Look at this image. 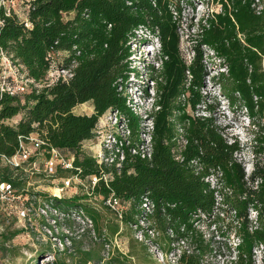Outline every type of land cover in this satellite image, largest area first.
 I'll list each match as a JSON object with an SVG mask.
<instances>
[{
	"label": "trees",
	"instance_id": "obj_1",
	"mask_svg": "<svg viewBox=\"0 0 264 264\" xmlns=\"http://www.w3.org/2000/svg\"><path fill=\"white\" fill-rule=\"evenodd\" d=\"M214 2L220 11L199 21L190 62L181 52L177 16L182 10L171 0H34L28 14L30 28L15 15L5 17L0 8V53L13 56L34 81L23 95L0 94V183L11 185L17 196L26 193L25 172L2 162L13 157L32 134H38L48 148L75 156V168L59 170L57 177L96 175L100 179L90 195L47 199L56 209L75 211L90 220L99 236L93 248H77L76 263L58 256L52 264H130L129 257L119 253L102 257L105 245L112 241L98 229L100 216L81 204L92 195L104 201L112 195L121 199L126 210L118 221L141 230L139 222L145 220L160 235L153 244L163 253L181 250L178 264H204L205 257L215 252L212 239L197 229V222L207 223L221 235L222 228L225 236L234 235L238 243L227 247L235 253L231 264H257L261 247L264 264V161L256 159L264 155V124L255 122L264 118V0ZM139 29L159 42L160 66L146 67L155 86L153 107L147 113L152 124L150 159L132 153L143 143L142 119L130 107L127 93L131 75L139 79L130 61L132 42L144 41L138 40ZM204 48L224 68L217 77L220 92L232 107L244 108L257 127L250 142L255 153L250 176L236 157L239 143L227 141L216 123L215 109L203 95L207 61L213 59ZM53 51L61 57L60 68L70 70L72 76L50 84ZM88 102L94 107L92 115L74 113ZM201 106L209 116L195 114ZM109 111H116L130 132V144L120 146L125 155L121 167L118 159L99 164L82 150ZM20 114L17 125L8 124ZM212 174L222 184L219 203L217 189L206 181ZM145 199L152 206L150 214L143 208ZM251 212L256 213L255 220ZM226 220H230L227 226ZM111 231L118 234L120 228ZM143 235L146 241L137 242L148 251L151 237Z\"/></svg>",
	"mask_w": 264,
	"mask_h": 264
},
{
	"label": "rangeland",
	"instance_id": "obj_2",
	"mask_svg": "<svg viewBox=\"0 0 264 264\" xmlns=\"http://www.w3.org/2000/svg\"><path fill=\"white\" fill-rule=\"evenodd\" d=\"M173 5H178L182 12L177 16L180 21L181 34V52L186 61L190 62L193 58V46L196 44L199 34V21L212 11H220V6L213 3V0H171ZM176 8V7H173ZM21 19L26 17L25 3H21L15 8ZM138 40L144 39L139 43L132 42L133 56L130 58L131 67L138 71L137 76L131 75L128 86V96L131 100L130 107L141 117L142 129L147 132L149 126L151 128L150 118L147 113L153 107L154 99V83L149 79L148 69L150 64L160 66V62L156 61L159 51V42L156 37L149 36L145 29H139ZM152 41H151V40ZM150 40V43H147ZM140 44V45H139ZM206 53L213 57V53L204 48ZM208 60V59H206ZM56 68L49 74L48 81L53 80L57 75V68L61 69L59 62L61 57H54ZM209 76L206 80V86L203 95L206 100L215 109V118L217 125L222 129L224 137L229 143L237 141L241 147V151L236 155L238 161L242 164L246 175L250 176L254 170L255 153L250 146L253 131L257 127L253 124L244 108L239 106L232 107L227 98L220 92L218 84V73L224 71L220 66V60L213 57L208 60ZM8 75L14 74L21 83H26L22 78V74L17 75L14 68L8 67ZM62 75H66L63 73ZM77 115H92L94 107L91 102L77 106L74 109ZM196 115L209 116L205 106H201ZM23 115L20 114L8 121V124L17 125ZM264 124L262 120L255 119V122ZM124 121H120L113 111H109L99 120L97 129L91 140L83 143V152L93 158H99L102 155L105 146L110 147L113 143L112 135L118 131L121 132L124 127ZM144 143L148 141L145 135L141 136ZM66 155L70 156L66 153ZM258 161H264V155L256 158ZM57 174L51 176L42 171L25 172L24 177L27 180L26 193L0 200V264H52L58 257L69 259V262H77L79 255L77 248L80 250H88L94 247V243L98 241V231L90 220L80 217L75 211L65 212L54 208L47 202L49 197H57L63 199H71L73 197H83L90 195L91 188L89 183L81 182L75 176L69 175L65 177H57ZM62 179H73L74 184L66 188L60 194L59 190L63 186ZM61 195V196H59ZM81 204L87 205L100 216L98 221V229L104 233L105 237L111 240V244L105 245L102 251L104 259L110 258L113 254L125 255L130 259V264H177L176 258L172 252L166 254L164 250H160L153 241L160 239V235L155 230L150 231V224L147 222L140 223V229L124 227L118 220V213L111 209L106 201L99 196H88L87 200H82ZM87 216V215H86ZM254 218V213L251 212ZM230 220L224 222L228 225ZM149 224V225H148ZM197 229L204 232L205 237L212 239L215 252L206 256L204 264H231L235 259V253H231L227 247H235L238 243L234 235L225 236L214 227H209L207 223H198ZM119 226L120 232L116 234L111 231V227ZM97 228V227H96ZM148 228V230H147ZM145 233L151 237L146 243L148 251L139 244L145 242ZM163 241V238H161ZM164 243V242H163ZM219 247V248H218ZM219 249V250H218ZM166 251V250H165ZM220 251V252H218ZM72 254L73 257L69 258ZM257 256V264L262 263L261 254Z\"/></svg>",
	"mask_w": 264,
	"mask_h": 264
},
{
	"label": "built area",
	"instance_id": "obj_3",
	"mask_svg": "<svg viewBox=\"0 0 264 264\" xmlns=\"http://www.w3.org/2000/svg\"><path fill=\"white\" fill-rule=\"evenodd\" d=\"M32 1L34 0H0V8L3 10L5 17H11L15 15L19 18L21 22H24L25 25L28 28H30L31 24L29 23L28 14L30 9V3ZM21 3H25V7H26V17L24 19H21L19 17L15 9ZM2 23L3 20L0 18V25ZM56 55L58 54H56L55 51L49 54V59L51 61V70L49 74L52 71H54V69L56 68V62L54 61V57ZM8 67L14 68L17 72V75L21 73L22 74L21 77L25 79L26 83H24L23 81L20 83L18 78L14 76V74L8 75L7 73ZM21 69L22 70L24 69L23 66L20 65L18 61H15L13 59V56L8 55L7 53L4 52L0 53V94L1 95L8 94L10 96H19L29 92L30 84L34 83V81L28 77L26 72L21 71ZM58 72L66 73V75H62L63 73L57 75L53 80L48 81L50 84L54 83L60 77L69 78L72 76L70 70L57 68V73ZM114 113L116 114V111H114ZM123 125L124 127H122L121 132L118 131L116 134L112 135L113 143H111L110 147L108 145L105 146L102 155L99 156L101 160L97 159L99 164H102L103 162L113 163L115 162L116 159H118L117 167H121V163L125 160V155L120 150V146H122L124 143L126 145L130 144V132L125 122ZM148 132H150V126L148 131L147 132L143 131L142 134L148 138V141L146 143L143 142L141 145H139L138 148H133L132 153L134 155L140 154L142 158L150 159L152 154V148H151L150 136ZM107 152L109 153V155H107ZM66 153L69 154L70 156L66 155ZM74 161H75V156L72 153L64 152L59 149H50L46 146L45 142L39 137L38 134H32L28 141L26 142L22 141L20 143V149L13 157L4 158L2 163L4 166H10L11 168H19L24 172H26L27 170L33 172L40 170L47 175L53 176L57 174L59 170H73L75 168ZM218 175L222 177L221 173H219ZM109 177L110 176L108 175L105 177V179H108ZM75 178L79 181V183L85 181L89 183V185H91L89 186L91 188L90 189L91 191L94 190V188L96 187V185L99 183L100 180L99 177L96 175L88 176L85 178L79 175H75ZM62 181H63V186L59 190L60 194L63 193L66 188H69L71 184H74L73 179H69V180L62 179ZM206 181L210 182L211 186L217 189V191L215 192L216 200L218 203L221 202L222 196L220 195L219 190L221 189L222 184L217 180L216 175L212 174L206 179ZM10 197H13V199L18 198L17 195L14 193L13 187L7 183H0V200L7 199ZM106 203L111 209L117 211L119 218L122 217L123 213L126 210V205H124L121 199L112 195L108 200H106ZM143 208L145 210V213H149V214L152 213V206L150 205V202L147 199H145ZM252 213H254L255 215V217L253 218L255 220L256 213L255 212ZM144 222L145 220L142 219L140 220L139 223H144ZM195 224H198V222ZM134 227L138 229L136 226ZM151 230L152 229H150V231ZM140 234L142 235V233ZM262 249L263 247H261L260 250L257 251V254L258 252L259 254H261ZM172 254L175 256L176 263L178 264V259L181 254V250L178 249L177 251L172 252Z\"/></svg>",
	"mask_w": 264,
	"mask_h": 264
}]
</instances>
